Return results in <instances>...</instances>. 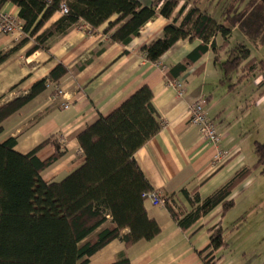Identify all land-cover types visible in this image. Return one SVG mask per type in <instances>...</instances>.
<instances>
[{
  "label": "trees",
  "instance_id": "16d2710c",
  "mask_svg": "<svg viewBox=\"0 0 264 264\" xmlns=\"http://www.w3.org/2000/svg\"><path fill=\"white\" fill-rule=\"evenodd\" d=\"M7 2L18 7L23 34L12 47L0 51V65L29 41L33 45L27 54L79 21L88 24L87 32H95L106 23L108 42L127 45L148 21L161 15L170 19L162 35L141 48L149 61L159 62L178 41L200 40L181 61L170 66L166 72L170 82L209 51L222 71L221 83L230 82L228 88L245 82L263 66L245 43L231 45L229 36L233 28H238L253 43L264 42V0L223 2L221 15L228 26L197 6L187 7V0H152L149 4L139 0H0V9ZM61 3L67 5V11L57 15ZM113 16L116 18L111 20ZM218 35L222 38L220 44L215 41ZM67 71L66 66L57 64L26 93L0 104V132L9 116L58 83ZM153 99L151 87L144 84L109 114L78 133L83 162L62 179L47 182L62 207L60 214L40 212L44 182L41 172L61 158L66 149L55 136L27 153L15 149L16 136L0 140V264H90L91 257L112 241H120L125 248L140 240L150 241L161 232L160 224L149 216L146 207L152 194L163 200L161 205L181 230L189 231L217 206L221 217L231 211L235 207L231 193L257 167L263 166L258 171L264 175V143L256 141V162L238 169L205 197L198 188L159 194L134 159L135 152L162 127ZM48 144L54 151L41 160L37 152ZM209 231L203 253L207 264H215L214 253L228 248V241L220 223ZM107 264L131 263L123 249Z\"/></svg>",
  "mask_w": 264,
  "mask_h": 264
},
{
  "label": "crops",
  "instance_id": "0c3cea01",
  "mask_svg": "<svg viewBox=\"0 0 264 264\" xmlns=\"http://www.w3.org/2000/svg\"><path fill=\"white\" fill-rule=\"evenodd\" d=\"M139 1L149 4L152 0ZM189 6L192 5L187 2ZM18 11L11 2L0 9L1 13L17 17ZM169 21L161 15L148 21L127 45L108 42L110 35H105L110 32H105L106 23L95 32H87L88 24L79 21L64 33L53 35L44 47L31 54L27 51L33 41H29L0 65V104L26 93L57 64H63L68 70L58 83L50 85L9 116L0 132V140L16 136L15 149L21 153L29 152L51 136L65 138L64 144L58 142L66 149L65 154L41 172V176L49 172L47 178L42 176L41 213L62 212L47 182L62 179L83 162V156L73 149L79 145L78 133L109 114L144 84L151 87L153 104L159 116L166 117V123L135 152L134 159L159 194H179L182 188L189 191L198 188L199 194L205 197L238 169L255 162L254 143L245 133V126L235 123L232 109L228 111V106L222 102L233 89H224L226 83H221L222 71L214 63L212 51L177 78L183 82L181 94L161 66L181 61L200 40L178 41L157 63L146 59L142 46L161 36ZM20 36V33L0 32V51L12 47ZM215 41L220 44L222 38L218 35ZM200 65L199 71L196 68ZM200 96L207 98L210 117L222 133L221 146L233 150L232 157L218 167L212 164L210 144L189 124V104ZM65 104L68 107H64ZM53 151V146L48 144L37 156L44 160ZM263 176L256 170L233 190L231 197L235 207L225 216H220L217 206L189 231H182L164 206L154 205L147 199L149 216L160 224L159 235L128 248L120 241H112L91 257L90 264L110 263L123 249L131 264H207L203 251L209 243V230L219 223L226 233L228 248L214 253L215 264H264Z\"/></svg>",
  "mask_w": 264,
  "mask_h": 264
},
{
  "label": "rangeland",
  "instance_id": "374dc122",
  "mask_svg": "<svg viewBox=\"0 0 264 264\" xmlns=\"http://www.w3.org/2000/svg\"><path fill=\"white\" fill-rule=\"evenodd\" d=\"M187 1L190 2L192 6H197L202 10L209 12L214 19L228 26V22L224 20L223 16L221 15L223 9V2L225 3L226 0H187ZM229 40H230L229 43L231 45L237 44L238 42L245 43L250 48L251 55L254 56L259 62L261 60L263 61L262 68L256 70L254 74H251L245 82H242L240 84L233 86L232 88H229L233 90H231L230 94L227 95L222 101L225 103V106H228L227 107L228 111L232 109L233 111L232 118H234L235 123L241 126H245V133L249 135L250 141L254 143V146L252 147V151H253V155L256 157V153H255L256 141L259 143H264V42L262 43L259 42L257 44L253 43L238 28L232 29L231 34L229 36ZM221 60H224V56H222ZM229 83L225 84L224 89H227L226 87L228 86ZM248 152H249V147L247 153ZM255 162H256V158H255ZM262 167L263 166L261 165L257 167L256 170H260L262 169ZM48 173L49 172H45L42 176L44 178H47ZM259 182H262V180H259ZM258 188H261V186H259Z\"/></svg>",
  "mask_w": 264,
  "mask_h": 264
},
{
  "label": "built area",
  "instance_id": "2783aa9c",
  "mask_svg": "<svg viewBox=\"0 0 264 264\" xmlns=\"http://www.w3.org/2000/svg\"><path fill=\"white\" fill-rule=\"evenodd\" d=\"M59 11L61 14H64L67 11V5L61 3ZM83 27V26H81ZM0 32L5 34L13 35L15 33H20L22 36L23 28L22 24L17 16H13L9 13L0 12ZM20 36V37H21ZM106 37L109 34L105 35ZM164 71H168L170 66L162 65ZM172 85L177 89L179 94L184 91L183 82L181 79H175L172 82ZM61 93L60 89L58 90ZM64 107H68L67 104ZM189 111V124L194 128L198 134L205 139L212 148V164L215 167H218L225 163L233 155V150L221 146L222 142V133L219 131L215 122L211 119L208 111V102L205 96H200L193 100L188 107ZM166 117L161 116V126H165ZM57 141L64 144L65 138L61 135L57 136ZM76 150L77 155L82 156V149L79 145L73 147ZM151 201L153 204H162V199L154 194L150 195Z\"/></svg>",
  "mask_w": 264,
  "mask_h": 264
}]
</instances>
